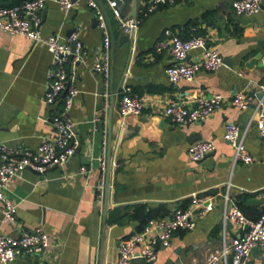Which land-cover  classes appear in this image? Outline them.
<instances>
[{
	"label": "crops",
	"instance_id": "crops-1",
	"mask_svg": "<svg viewBox=\"0 0 264 264\" xmlns=\"http://www.w3.org/2000/svg\"><path fill=\"white\" fill-rule=\"evenodd\" d=\"M22 1L0 0V5ZM102 1L115 40L107 83L90 69L101 49L103 33L87 1L76 0L66 14L56 1L48 0L42 11L43 35L67 37L79 30L84 45L86 62L74 71L80 93L70 111L81 144L65 165L43 175L27 169L13 183L9 195L18 204L16 220L3 222L0 211V231L17 236L42 225L56 246L43 255L21 256L8 264H118L119 243L137 232L143 222L138 207L164 209L167 217L177 208L188 207L193 196L210 193L216 198L215 209L198 217L194 230L175 233L171 247L161 248L153 263L206 264L208 255L225 240L229 244L247 230V226L232 222L224 225L226 206H241L251 219L264 210V138L253 122L259 101L256 97L244 110L232 103L238 92L263 91L264 49L259 43L264 39V0L261 12L253 16L235 15L234 0H187L162 6L142 19L128 41L121 39L124 32L109 0ZM124 2L122 12L128 17L132 0ZM148 2L138 0V15ZM166 29L178 31L183 38L199 31L208 38V46L220 50L224 65L216 71L201 70L193 81L171 83L165 73L172 60L170 51L155 50ZM258 52L263 58L253 68L246 67L245 62ZM199 55L195 50L189 60ZM51 64L52 54L45 45H33L23 36L0 30V141L11 148L35 149L44 136L52 134L55 107L44 102ZM125 88L149 99L141 114L121 116L119 105ZM214 93L223 94L226 100L203 121L175 124L165 115L171 99L193 104ZM229 122L240 125L253 157L250 163L234 160V149L223 138ZM104 128L109 153L101 210L95 185L101 175L98 158ZM199 140H213L216 149L195 162L188 147ZM82 165L88 166L90 173L81 174ZM249 199L255 202L248 203ZM249 264H264V246L252 252Z\"/></svg>",
	"mask_w": 264,
	"mask_h": 264
},
{
	"label": "built area",
	"instance_id": "built-area-1",
	"mask_svg": "<svg viewBox=\"0 0 264 264\" xmlns=\"http://www.w3.org/2000/svg\"><path fill=\"white\" fill-rule=\"evenodd\" d=\"M48 0H23L11 6L0 5V30L10 34L23 36L33 42V45H45L52 54L51 69L48 74V85L44 102L55 107L52 115V134L42 138L35 149H15L0 141V211L3 222H14L18 204L9 195V191L17 177L25 170L31 169L45 174L48 169L61 167L74 156L81 144L76 130V123L70 115L76 97L79 95L75 70L79 64L86 62L84 45L79 30L67 37L59 34L43 35L40 26L42 11ZM68 14L76 5V0H54ZM96 14L98 27L103 33L102 46L95 54L90 66L91 71L101 75L106 83L112 73V32L106 15L96 0H86ZM187 0H149L142 14L136 19L123 15L117 1L109 0L108 6L113 15L119 20L123 32L132 35L139 27L143 18L148 17L162 6H173ZM263 0H234L232 7L237 16H253L261 12ZM158 53L169 50L172 60L166 67L168 80L173 83L193 81L201 70L216 71L224 65V57L217 47L208 46V38L203 34H194L182 38L178 31L166 29L164 36L155 44ZM199 50L200 55L189 60L190 53ZM241 74V73H240ZM264 90V85L262 86ZM108 98L109 93L103 94ZM257 94L238 92L232 97V103L241 110L247 109L254 103ZM148 98L145 95L133 93L125 88L121 94L119 111L121 116L139 115L145 109ZM226 97L214 93L209 97H199L193 104L176 98L167 102L164 112L175 124H188L203 121L220 109ZM256 115L253 117L260 136L264 138V109L262 101L258 100ZM61 102V106H57ZM106 110V106L104 107ZM99 118L96 117L97 123ZM97 128V126H96ZM224 140L234 149V160L250 163L253 157L249 154L243 141L240 125L229 122L226 125ZM216 144L213 140H199L188 147L191 160L198 162L214 152ZM108 132L103 129L102 152L99 156L100 178L95 185L96 201L102 210L106 195V171L108 164ZM91 169L82 165L81 174L90 173ZM226 204L230 196H225ZM216 207L215 195L210 193L192 197L186 208H177L163 218L152 219L142 231L133 233L118 245V264H153L158 259L161 248L171 247L173 237L178 231H191L197 226L198 217H203ZM227 222L247 226V230L234 237L229 244L212 251L206 264H249L253 249L264 246V213L258 219L249 218L238 205L226 206L223 223ZM53 244L50 235L42 225L32 230H26L20 235L6 234L0 231V264H8L21 256L43 255ZM59 246V245H57Z\"/></svg>",
	"mask_w": 264,
	"mask_h": 264
},
{
	"label": "water",
	"instance_id": "water-1",
	"mask_svg": "<svg viewBox=\"0 0 264 264\" xmlns=\"http://www.w3.org/2000/svg\"><path fill=\"white\" fill-rule=\"evenodd\" d=\"M96 1L99 3V5L101 6L104 14L106 15L110 30L113 33L111 19H110L109 12H108V9H107L105 3L102 0H96ZM115 1H117L120 9L123 11V9H124V7L126 5L124 0H115ZM137 16H138V0H132V8H131L130 14L128 15V18L136 19ZM95 22L98 23L97 19L95 20ZM121 31H123V27L122 26H121ZM131 37H132V35L124 33L121 36V39H124V41H128V40L131 39ZM259 45H260V47L262 49H264V39L262 41H260ZM113 47H115L114 38H113V41H112V48ZM262 58H263L262 52H258L252 59H250L249 61L245 62V66L248 67V68H253L255 65H257L259 63L260 59H262ZM257 98H258V100H261L262 103L264 104V90L263 91H259L257 93ZM251 202H255V199H249L248 200V203H251ZM256 249H257V247L254 248L253 251H256Z\"/></svg>",
	"mask_w": 264,
	"mask_h": 264
},
{
	"label": "trees",
	"instance_id": "trees-1",
	"mask_svg": "<svg viewBox=\"0 0 264 264\" xmlns=\"http://www.w3.org/2000/svg\"><path fill=\"white\" fill-rule=\"evenodd\" d=\"M240 30V29H239ZM240 33V32H239ZM195 34H202L200 33L199 31ZM192 36V35H191ZM189 36V37H191ZM189 37H185L186 38H189ZM183 38V37H182ZM239 206V205H238ZM243 211L244 209L239 206ZM185 208V207H184ZM137 211H138V215L140 216V218H142L143 222L142 224L140 225L138 231H142L145 227V225L148 224V222L152 219H158V218H162V217H165L168 212H166L164 209H161V208H151V207H148L146 205H142L140 207L137 208ZM244 213L246 214V212L244 211ZM264 213V210L261 211L259 213V215L257 217H255L254 219H258L260 218V216ZM247 215V214H246ZM249 217V216H248Z\"/></svg>",
	"mask_w": 264,
	"mask_h": 264
}]
</instances>
